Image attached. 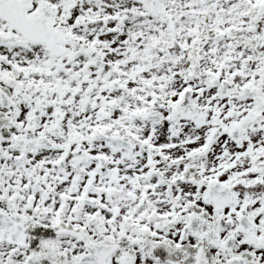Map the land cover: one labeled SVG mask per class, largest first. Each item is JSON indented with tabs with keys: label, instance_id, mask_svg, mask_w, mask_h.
I'll use <instances>...</instances> for the list:
<instances>
[{
	"label": "snow or ice",
	"instance_id": "1",
	"mask_svg": "<svg viewBox=\"0 0 264 264\" xmlns=\"http://www.w3.org/2000/svg\"><path fill=\"white\" fill-rule=\"evenodd\" d=\"M0 264H264V0H0Z\"/></svg>",
	"mask_w": 264,
	"mask_h": 264
}]
</instances>
